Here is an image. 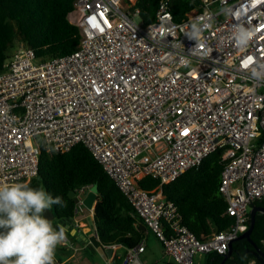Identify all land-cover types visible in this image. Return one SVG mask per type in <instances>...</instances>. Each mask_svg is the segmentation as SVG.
Instances as JSON below:
<instances>
[{"label":"built area","instance_id":"obj_1","mask_svg":"<svg viewBox=\"0 0 264 264\" xmlns=\"http://www.w3.org/2000/svg\"><path fill=\"white\" fill-rule=\"evenodd\" d=\"M68 19L81 36L73 53L41 60L21 45L0 72V185L38 175L40 143L60 153L83 144L176 264L225 256L264 199V0H202L181 22L163 1L148 25L137 0H75ZM194 23L199 39L189 35ZM239 27L256 32L246 48L236 45ZM249 57L259 62L245 67ZM218 150L234 222L200 240L162 187ZM146 177L160 186L141 189ZM93 187L77 192L74 217ZM58 246L79 249L67 235ZM145 251L142 240L106 263L141 264Z\"/></svg>","mask_w":264,"mask_h":264},{"label":"trees","instance_id":"obj_2","mask_svg":"<svg viewBox=\"0 0 264 264\" xmlns=\"http://www.w3.org/2000/svg\"><path fill=\"white\" fill-rule=\"evenodd\" d=\"M163 1L170 3L176 22L185 20L188 14L201 11L202 0H137L144 24L156 20ZM74 2L0 0V72L16 49V42L33 49L41 60L73 53L81 39L79 28L68 19ZM40 146L38 175L28 185L62 199L63 206H51L55 214V219L50 221L53 227L74 218L76 203L70 197L72 192L77 193L87 186H97L99 196L94 210V224L99 236L98 247L107 254L108 247L117 244L126 253L144 240L141 230L143 224L134 216L133 205L85 145L79 144L66 153L56 152L45 143H40ZM223 154L224 150L213 152L199 166L162 187L165 199L178 207L183 224L200 240L227 230L234 222V218L227 214V200L219 190L225 168ZM138 185L141 189L152 191L160 186V182L146 177ZM255 205L264 207V199ZM250 224L249 219V227ZM251 238L264 251L263 214H257ZM253 250L248 240L236 241L233 254L225 264H249L253 261L262 264L253 255ZM206 256L203 264H221L224 260V256L217 253Z\"/></svg>","mask_w":264,"mask_h":264},{"label":"clouds","instance_id":"obj_3","mask_svg":"<svg viewBox=\"0 0 264 264\" xmlns=\"http://www.w3.org/2000/svg\"><path fill=\"white\" fill-rule=\"evenodd\" d=\"M199 25H192L190 36L199 39ZM255 35L254 29L239 27L234 35L237 47L246 48ZM258 62L249 57L244 66ZM253 74L258 75L255 69ZM52 205L63 206L62 199L43 189L25 183L0 185V264H55L56 248L66 240V233L44 217Z\"/></svg>","mask_w":264,"mask_h":264},{"label":"crops","instance_id":"obj_4","mask_svg":"<svg viewBox=\"0 0 264 264\" xmlns=\"http://www.w3.org/2000/svg\"><path fill=\"white\" fill-rule=\"evenodd\" d=\"M16 50L17 48L14 52ZM14 52L10 57H12ZM91 189L88 190L86 195ZM95 205L96 203L92 209L82 206L80 212L72 220L59 222L58 226L53 227L56 230L63 227L74 246L79 248L78 251L71 252L57 246L58 249L55 251V264H107V259L117 261L118 257L125 255V250L122 247L117 251H113L112 254H106L105 251L98 247L97 241L95 240ZM141 230L143 239L146 242V251L140 258L141 264H176L169 255L165 254L162 244L144 224L141 226ZM90 242L93 244H90ZM87 244L88 246H86ZM200 256L204 258L205 262L207 256Z\"/></svg>","mask_w":264,"mask_h":264},{"label":"water","instance_id":"obj_5","mask_svg":"<svg viewBox=\"0 0 264 264\" xmlns=\"http://www.w3.org/2000/svg\"><path fill=\"white\" fill-rule=\"evenodd\" d=\"M98 196H99L98 188H97V186H94L91 189V191L86 195V197L83 199V205L85 207H87L88 209H92L93 205L97 201ZM70 197L72 199H74L76 205L79 203V198L77 197L76 192H72L70 194ZM257 214H263L264 215V207L263 206L253 205L251 207V210H250V220H251L250 227H249L248 231L245 232L244 234H242L241 236H239L236 241L243 240V239L248 240L250 242V244H252V246L254 247V250L252 252L253 255L257 258V261L264 264V251L251 238L252 232L255 228ZM43 215L49 221H53L55 219V214L51 208L45 210ZM236 241L229 243L228 253L224 256V260L222 261L221 264H225L227 262V260L229 258H231L232 254H233L234 242H236ZM112 253H113V250H107V254H112Z\"/></svg>","mask_w":264,"mask_h":264},{"label":"rangeland","instance_id":"obj_6","mask_svg":"<svg viewBox=\"0 0 264 264\" xmlns=\"http://www.w3.org/2000/svg\"><path fill=\"white\" fill-rule=\"evenodd\" d=\"M21 46V44H20V42H16V48L18 49L19 47ZM251 210V209H250ZM250 210H249V212H250ZM202 259H203V261H202ZM195 263L196 264H203L204 263V258H202V256H197L196 258H195Z\"/></svg>","mask_w":264,"mask_h":264},{"label":"snow or ice","instance_id":"obj_7","mask_svg":"<svg viewBox=\"0 0 264 264\" xmlns=\"http://www.w3.org/2000/svg\"><path fill=\"white\" fill-rule=\"evenodd\" d=\"M94 21V18H90V23ZM95 26V25H94Z\"/></svg>","mask_w":264,"mask_h":264}]
</instances>
